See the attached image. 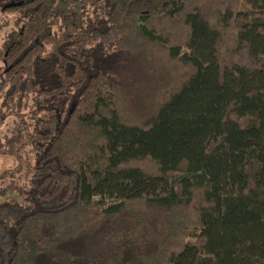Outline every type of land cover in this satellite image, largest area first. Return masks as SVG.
<instances>
[{"label":"trees","instance_id":"1","mask_svg":"<svg viewBox=\"0 0 264 264\" xmlns=\"http://www.w3.org/2000/svg\"><path fill=\"white\" fill-rule=\"evenodd\" d=\"M34 164L0 264H264V0H0Z\"/></svg>","mask_w":264,"mask_h":264},{"label":"rangeland","instance_id":"2","mask_svg":"<svg viewBox=\"0 0 264 264\" xmlns=\"http://www.w3.org/2000/svg\"><path fill=\"white\" fill-rule=\"evenodd\" d=\"M19 18V13L0 12V200L20 199L18 190L28 187L34 164L31 135L38 118L34 96L1 88L4 58L18 40Z\"/></svg>","mask_w":264,"mask_h":264}]
</instances>
